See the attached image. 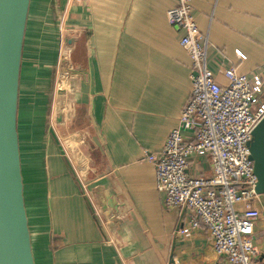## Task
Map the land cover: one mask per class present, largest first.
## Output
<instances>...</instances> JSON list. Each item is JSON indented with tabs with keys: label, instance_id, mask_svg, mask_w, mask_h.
<instances>
[{
	"label": "crops",
	"instance_id": "1",
	"mask_svg": "<svg viewBox=\"0 0 264 264\" xmlns=\"http://www.w3.org/2000/svg\"><path fill=\"white\" fill-rule=\"evenodd\" d=\"M69 1L30 0L24 37L17 109L24 196L32 179L25 160L36 167L34 154L43 160L31 180L37 205L25 201L35 264H228L202 225L177 232L191 210L164 206L144 155L161 152L191 95L189 58L166 20L175 1ZM192 11L218 82L229 66L264 78V0H192ZM62 20L68 58L59 84L73 88L57 107V56L47 47L57 46ZM188 171L211 175L203 158ZM78 180L101 203L94 214ZM254 235L264 264V219Z\"/></svg>",
	"mask_w": 264,
	"mask_h": 264
},
{
	"label": "built area",
	"instance_id": "2",
	"mask_svg": "<svg viewBox=\"0 0 264 264\" xmlns=\"http://www.w3.org/2000/svg\"><path fill=\"white\" fill-rule=\"evenodd\" d=\"M174 1L166 20L180 31L178 44L190 62L191 95L161 152L144 155L155 164L164 206L191 210L179 234L202 225L213 251L228 264H257L254 231L264 219V200L255 191L248 142L264 117V78L257 70L241 74L229 66L220 70L225 82H218L208 66L206 38L200 39L192 0ZM196 158L209 163L210 176L188 171Z\"/></svg>",
	"mask_w": 264,
	"mask_h": 264
},
{
	"label": "water",
	"instance_id": "3",
	"mask_svg": "<svg viewBox=\"0 0 264 264\" xmlns=\"http://www.w3.org/2000/svg\"><path fill=\"white\" fill-rule=\"evenodd\" d=\"M29 6L30 0H0V264H35L17 132ZM248 148L257 179L255 191L264 200V117L254 127Z\"/></svg>",
	"mask_w": 264,
	"mask_h": 264
},
{
	"label": "rangeland",
	"instance_id": "4",
	"mask_svg": "<svg viewBox=\"0 0 264 264\" xmlns=\"http://www.w3.org/2000/svg\"><path fill=\"white\" fill-rule=\"evenodd\" d=\"M71 4L68 3V5H66L65 7L67 8H70ZM61 23V29H59V32L57 33V35L59 36V33L60 31H62V34H65V24L67 22L65 21H60ZM58 42H57V46L55 45V43H51L50 42V45L47 47L48 48V51L49 49L54 53H52L51 55L54 56L56 58V62L51 61V62H54V67L52 68V71H53V84H52V88H53V92L56 94V104H57V107L62 104V105H65V100L66 98L70 97V93H71V90L73 88V83H69V84H66L65 88H60V84H59V81L62 80V76L66 73L65 71V57H66V60L68 58V50L66 49V46L64 45L65 42L63 41V44L61 45L62 41L60 42V36L59 38H57ZM60 47V48H59ZM46 48V47H45ZM53 99V98H52ZM53 103L55 102V98L54 100L52 101ZM66 107H67V110L69 108H71L69 102L66 104ZM59 112V109H56L55 112ZM76 121V120H75ZM57 122V121H56ZM75 124H77L76 122H74ZM58 124V122L56 123ZM61 126V125H60ZM75 127V126H74ZM70 130V129H69ZM66 134V133H65ZM33 138V137H32ZM35 157V159H34ZM34 157H33V161L38 163L40 162V165H38V167H36V165H33L25 160L24 162V166H25V175L27 176V174L29 173L30 171V176H31V180L35 183V180H34V177H36L38 175V173H40L42 171V156L41 155H38L37 153L34 154ZM73 165H72V169H73ZM23 176V175H22ZM23 178V177H22ZM31 180L26 183V188H25V201L27 202V205L29 203V207H30V210H33V207H34V204L37 205L36 201L34 200L35 199V196H34V189H32L31 187H33V184L31 182ZM79 181V187H80V190L84 196V198L86 199L89 207L91 208L93 214H94V210L96 211L97 210V206L100 207L101 206V203L99 204L98 202H96V199L94 197V194L93 192L90 191V188H89V183H87L86 181L84 180H78ZM30 186V187H29ZM33 196H34V199H33ZM96 208V209H95ZM27 212V210H26ZM258 224V222L256 223V225ZM255 225V226H256Z\"/></svg>",
	"mask_w": 264,
	"mask_h": 264
},
{
	"label": "flooded vegetation",
	"instance_id": "5",
	"mask_svg": "<svg viewBox=\"0 0 264 264\" xmlns=\"http://www.w3.org/2000/svg\"><path fill=\"white\" fill-rule=\"evenodd\" d=\"M263 95H264V84H263Z\"/></svg>",
	"mask_w": 264,
	"mask_h": 264
}]
</instances>
